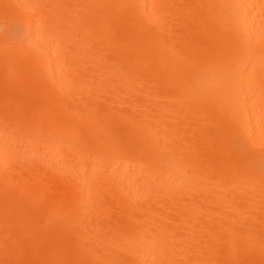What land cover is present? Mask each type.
Instances as JSON below:
<instances>
[{"label":"bare ground","instance_id":"obj_1","mask_svg":"<svg viewBox=\"0 0 264 264\" xmlns=\"http://www.w3.org/2000/svg\"><path fill=\"white\" fill-rule=\"evenodd\" d=\"M0 264H264V0H0Z\"/></svg>","mask_w":264,"mask_h":264}]
</instances>
